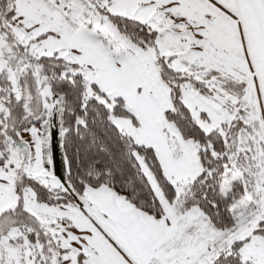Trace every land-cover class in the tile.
<instances>
[{
  "label": "snow or ice",
  "instance_id": "snow-or-ice-1",
  "mask_svg": "<svg viewBox=\"0 0 264 264\" xmlns=\"http://www.w3.org/2000/svg\"><path fill=\"white\" fill-rule=\"evenodd\" d=\"M0 264H264V0H0Z\"/></svg>",
  "mask_w": 264,
  "mask_h": 264
}]
</instances>
